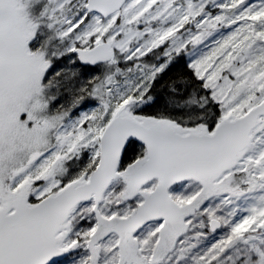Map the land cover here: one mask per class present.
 <instances>
[{"label": "snow or ice", "instance_id": "1", "mask_svg": "<svg viewBox=\"0 0 264 264\" xmlns=\"http://www.w3.org/2000/svg\"><path fill=\"white\" fill-rule=\"evenodd\" d=\"M0 264H264V0H0Z\"/></svg>", "mask_w": 264, "mask_h": 264}]
</instances>
